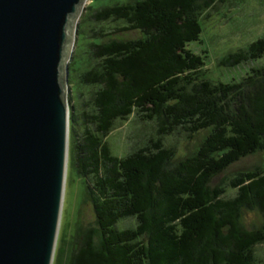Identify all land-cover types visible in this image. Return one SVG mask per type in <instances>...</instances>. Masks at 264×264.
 <instances>
[{
	"label": "trees",
	"instance_id": "16d2710c",
	"mask_svg": "<svg viewBox=\"0 0 264 264\" xmlns=\"http://www.w3.org/2000/svg\"><path fill=\"white\" fill-rule=\"evenodd\" d=\"M217 1L91 0L90 17L119 21V29L86 32L80 21L69 63V167L85 185L80 213L92 207L100 239L90 232L77 249L60 236L54 264H264V223L242 222L245 209L264 214V169L218 181L263 149L264 37L228 56L230 67L256 64L242 79L209 78L206 57L191 46L202 41V15ZM86 51L96 62L83 71ZM86 87L93 101L79 111ZM133 115L158 121L160 135H208L172 166L174 150L162 139L118 156L109 134Z\"/></svg>",
	"mask_w": 264,
	"mask_h": 264
},
{
	"label": "water",
	"instance_id": "95a60500",
	"mask_svg": "<svg viewBox=\"0 0 264 264\" xmlns=\"http://www.w3.org/2000/svg\"><path fill=\"white\" fill-rule=\"evenodd\" d=\"M85 1L0 0V264H54Z\"/></svg>",
	"mask_w": 264,
	"mask_h": 264
},
{
	"label": "rangeland",
	"instance_id": "374dc122",
	"mask_svg": "<svg viewBox=\"0 0 264 264\" xmlns=\"http://www.w3.org/2000/svg\"><path fill=\"white\" fill-rule=\"evenodd\" d=\"M90 4L91 0L85 1L82 13L76 20L80 25L81 19H85V23L82 25L86 32L112 33L119 29V21L100 22L90 17L92 14L89 9ZM202 22L204 27L202 41L193 43L191 47L195 52L206 57L204 68L207 70L209 78L222 82L242 79L247 69L256 66L253 62H249L230 67L225 62L230 54L247 50L251 43L264 37V0H218L211 9L203 13ZM79 25L78 34L80 33ZM77 41L79 43V40ZM76 46L71 52L72 58L69 59L68 63L73 60ZM83 54L89 62V67H83V71H85V69L88 70L93 67L96 61L92 52L87 53L86 51L82 52ZM78 75L75 72V79L77 80ZM93 90L92 87L82 88L83 96L79 98V111L90 109V104L93 101ZM71 96L72 94L70 99ZM69 102L71 103V100ZM159 128L158 121H144L140 116L133 115L126 121H116L108 140L116 155L126 156L162 139L169 149L174 150L169 163V166H172L180 160L196 154L208 135V130L201 131L191 137L183 130H177L173 134L160 135ZM259 169H264V145L261 151L232 165L218 181L225 184L235 175L247 170L257 171ZM84 198L85 185L83 180L74 169L68 167L59 238L60 236H67L69 241L75 242L77 249L83 247L90 232L92 235L94 234L96 243L100 239L98 224L92 207L84 205V211L80 213ZM242 222L247 228H260L264 223V214L258 208L245 209ZM258 251L259 257L264 262V245L260 246Z\"/></svg>",
	"mask_w": 264,
	"mask_h": 264
}]
</instances>
